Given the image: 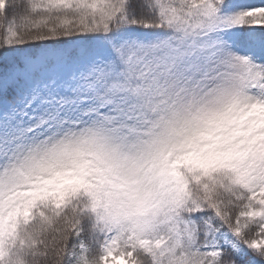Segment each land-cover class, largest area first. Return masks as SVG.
Instances as JSON below:
<instances>
[{
  "label": "snow or ice",
  "instance_id": "snow-or-ice-1",
  "mask_svg": "<svg viewBox=\"0 0 264 264\" xmlns=\"http://www.w3.org/2000/svg\"><path fill=\"white\" fill-rule=\"evenodd\" d=\"M0 264H264V0H0Z\"/></svg>",
  "mask_w": 264,
  "mask_h": 264
},
{
  "label": "trees",
  "instance_id": "trees-1",
  "mask_svg": "<svg viewBox=\"0 0 264 264\" xmlns=\"http://www.w3.org/2000/svg\"><path fill=\"white\" fill-rule=\"evenodd\" d=\"M236 3H239L238 0H235ZM240 4V3H239Z\"/></svg>",
  "mask_w": 264,
  "mask_h": 264
}]
</instances>
